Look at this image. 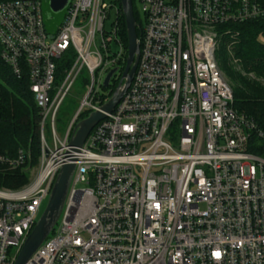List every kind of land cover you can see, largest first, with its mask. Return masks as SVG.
Segmentation results:
<instances>
[{
    "label": "built area",
    "instance_id": "1",
    "mask_svg": "<svg viewBox=\"0 0 264 264\" xmlns=\"http://www.w3.org/2000/svg\"><path fill=\"white\" fill-rule=\"evenodd\" d=\"M139 3L131 83L82 147L70 148L75 126L123 84L119 1L68 0L62 22L46 29L42 0H0V59L27 81L40 142L37 174L0 188V264H13L67 163L74 171L60 216L25 264H264V131L234 110L216 59L217 27L264 22V5ZM83 69L86 92L58 136L60 107ZM25 161L22 150L0 155L9 169Z\"/></svg>",
    "mask_w": 264,
    "mask_h": 264
},
{
    "label": "trees",
    "instance_id": "2",
    "mask_svg": "<svg viewBox=\"0 0 264 264\" xmlns=\"http://www.w3.org/2000/svg\"><path fill=\"white\" fill-rule=\"evenodd\" d=\"M264 5V0H257ZM120 5V4H119ZM136 24L140 20L134 9ZM121 35L126 43L125 24L121 15ZM218 49L216 59L231 84L233 108L252 119L264 131V22L250 20L227 23L217 27ZM1 53V46H0ZM236 60L245 76L236 72ZM252 74L253 78L246 75ZM38 110L25 80H17L0 59V155L14 157L18 150L28 155L31 163L39 153ZM27 161V160H26ZM25 161V164H26ZM24 164V166H25ZM9 169L0 164V187L17 189L25 183L23 168ZM6 169L7 172H3Z\"/></svg>",
    "mask_w": 264,
    "mask_h": 264
},
{
    "label": "water",
    "instance_id": "3",
    "mask_svg": "<svg viewBox=\"0 0 264 264\" xmlns=\"http://www.w3.org/2000/svg\"><path fill=\"white\" fill-rule=\"evenodd\" d=\"M118 1L124 19L127 44L126 64L121 76L123 84L117 86L106 103L99 107V110L90 113L86 119L80 121L75 126L74 134L68 142L70 148H81L93 127L104 119L106 114L113 111L114 107L128 89L138 63L140 28L134 19L132 0ZM67 2L68 0H49V7L52 12L57 13L63 11ZM115 73L116 69H113L106 75L102 83L103 88H108L110 79ZM73 171L74 164L72 163L63 164L60 167L48 196L46 206L33 229L23 242L13 264H25L56 224L64 204Z\"/></svg>",
    "mask_w": 264,
    "mask_h": 264
},
{
    "label": "rangeland",
    "instance_id": "4",
    "mask_svg": "<svg viewBox=\"0 0 264 264\" xmlns=\"http://www.w3.org/2000/svg\"><path fill=\"white\" fill-rule=\"evenodd\" d=\"M108 3L112 2L113 0H106ZM134 9L138 15L139 20H142V10L141 5L139 3V0H132ZM65 15V11H60L57 13L52 12V10L49 7V0H42V16L44 20V24L46 29H51L53 27H56L57 24L62 22ZM114 18V12L110 13L109 20L105 23V29L108 31L110 21ZM261 43L264 44V39L260 40ZM235 63H237L236 60L232 61V66L234 70L238 73H240L242 76H245L243 71L241 70L240 66H237ZM225 76V75H224ZM248 78H253L254 76L252 74L246 75ZM87 78V72L85 69H83L82 73L76 80V82L73 84L72 89L70 91V94L65 98L63 104L60 107V111L57 116V125H56V133L58 136L62 135L64 133L65 127L67 126L68 122L70 121L73 113L75 110L79 107L80 100L84 96L86 92V87L84 83V79ZM226 78V77H225ZM227 79V78H226ZM228 81V79H227ZM230 84V82L228 81ZM231 87V84H230ZM100 93L103 95H106L108 93V89H101ZM40 143V142H39ZM48 143L50 144V140L48 139ZM28 155L26 154V164L23 168V173L25 175V183H23L22 186L19 188L25 186L29 181L37 174L39 169V158H40V146H39V153L36 158V162L31 163V161L28 159ZM3 172H7L6 169H2ZM3 188V187H0ZM17 188V189H19ZM5 189V188H3ZM17 189H11V190H17ZM10 190V189H9ZM47 200L44 201L42 207H41V213L43 212L45 206H46Z\"/></svg>",
    "mask_w": 264,
    "mask_h": 264
}]
</instances>
